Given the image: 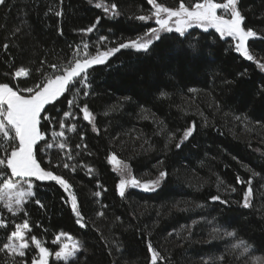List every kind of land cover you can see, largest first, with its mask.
<instances>
[{
	"label": "trees",
	"instance_id": "obj_1",
	"mask_svg": "<svg viewBox=\"0 0 264 264\" xmlns=\"http://www.w3.org/2000/svg\"><path fill=\"white\" fill-rule=\"evenodd\" d=\"M63 1L73 15H82L90 20L99 17L97 27L105 32L112 31L122 40L142 34L149 27V22L133 18L150 7L146 0H115L120 11L116 17L106 15L101 8H97L99 0ZM160 1H171L169 5L178 4V0ZM239 7L246 15V24L264 37V0H240ZM79 28H83V23L71 21L64 35L71 42L79 43L82 40ZM195 37L198 38L197 42L192 41ZM193 44L194 48L191 47ZM250 44L252 49L264 54V38L252 39ZM91 76L90 94L80 104L88 103L96 116L99 133L84 121L83 142L87 144V149L81 147L80 151H76L80 155L70 162L77 165L76 171L70 172L62 167L53 169L73 184L80 211L88 227L81 228L76 223L70 204L65 202L67 194L55 182H36V196L25 206L27 218L32 225L29 235H37L49 249L57 248L51 242L61 231L84 242L85 252L77 261L69 264H149L147 243L150 241L154 247L164 250L160 245L161 236L170 232L175 223L186 220L184 211L173 208L175 200L182 196L178 189L185 191L186 196L208 201L212 196L220 194L217 176L238 190L241 189L236 178L243 173L242 162L264 173L263 142L228 131L222 121L224 111L232 109L238 113L248 112L252 119L264 123V72L255 63L227 50L226 42L215 32L196 29L185 37L174 32L167 33L154 42L147 53L122 50L107 64L95 66ZM192 88L205 92L194 104L183 97ZM68 99L71 96L65 93L54 106H48L51 114L59 118L57 110L60 114L66 111ZM109 102H122L127 109L120 114L105 117ZM219 106L220 112L212 115L213 110ZM145 110L153 119L164 123L166 135H177L179 132L181 135L192 122L196 125L194 134L179 149L175 147L177 139L167 146L166 139L155 127L157 122L151 117H142ZM204 114L211 119L208 128L202 130L204 126L201 117ZM130 124L143 128L154 146L147 159L151 163L163 161V169L167 170L168 176L154 193L131 190L121 198L117 190L119 176L107 158L115 152L116 143L119 142L118 133ZM189 153L194 156V161L184 158ZM49 157L53 163L62 158L53 152L44 157L42 166H45ZM145 161L141 159L138 162L141 164ZM80 165H88L94 171L89 175ZM192 165L200 173V178L190 176ZM133 166L137 170L136 163ZM188 168L190 172L183 173ZM187 178L193 179L190 180L191 186ZM97 191L102 193L101 197L94 195ZM36 198L42 202L43 208L34 203ZM142 201L151 205L148 208L142 207L139 204ZM159 204L163 208H159ZM258 208L252 204L251 208L235 207L231 211L235 212L233 217L241 232L264 253V206ZM101 211L104 212L103 216L98 214ZM22 216L25 218L24 213ZM164 246L167 249L168 243ZM169 247L173 251L169 264H196L186 257L185 248ZM35 255L30 249L26 259L30 260ZM50 264L64 262L51 260Z\"/></svg>",
	"mask_w": 264,
	"mask_h": 264
},
{
	"label": "snow or ice",
	"instance_id": "obj_2",
	"mask_svg": "<svg viewBox=\"0 0 264 264\" xmlns=\"http://www.w3.org/2000/svg\"><path fill=\"white\" fill-rule=\"evenodd\" d=\"M9 2L10 0H0V6L6 8ZM146 2L150 6L149 10L142 11V14L133 18L145 23L153 21L156 27H149L142 34L123 40L113 47H106L105 42H109V38L101 36L97 43L92 45L94 48L92 52L89 51L90 45L87 42L73 47L71 58L66 64L48 63L43 60L37 66L22 64L15 67L12 72L5 74L9 79L0 80V205H2L0 229L8 233L6 241L0 244V251L12 257L11 264H49V258L53 255L41 238L35 234L29 235L32 232V225L27 218L25 205L36 196L35 182H55L59 185L67 194L68 199L65 202L70 204L76 217V223L81 228L88 227L80 211L73 184L53 169L62 167L70 172H75L77 169V165L71 164L70 161L80 153L77 152L76 156H73L66 136V130L73 133L78 131L76 121L80 119L86 121L93 131L99 133L96 127V116L88 103L84 102L82 105L79 103L81 94L84 97L90 94L92 87L90 69L107 64L109 59L122 49H135L147 53L154 42L161 39L162 33L174 32L185 37L186 34L190 35L189 30L199 28L204 32L214 29L221 39L231 38L237 53L249 61H254L261 70H264V62L257 59L249 50L250 39L264 37L246 24V15L239 7L240 0H178L176 7H169L158 0H146ZM96 7L101 8L106 15L110 14L113 17L120 15L115 0H99ZM56 15L60 16L62 12L57 11ZM99 23L100 18L98 17L92 25L81 29V32L92 33ZM20 31L21 29L17 27L13 35ZM60 34H63L62 30ZM102 45L105 47L102 48ZM191 47L194 48L195 44ZM8 48L9 44L4 43L3 49L7 51ZM45 66L50 71H45ZM36 74H40L38 78ZM240 75H245V73H240ZM29 78L34 80L31 86L25 84L21 87L19 82L27 81ZM65 93H69L71 99L67 100L66 111L60 114L57 110V115H59L57 119L56 115L51 114L48 106H54L61 97L65 96ZM162 95L166 94L162 93ZM74 107L79 110L78 113L73 110ZM236 119L239 120L240 117L237 116ZM195 128V122H192L183 131L175 143L177 149L181 148L184 142L193 135ZM79 139L83 142L82 132L79 133ZM175 139V134H172L170 140ZM54 147L63 153L62 158L53 163L52 158L49 157L45 166H42L41 161ZM75 147L76 149L81 147L87 149V144L78 143ZM107 159L113 170L119 174L117 190L121 198L125 197L129 188L155 191L168 176L167 170L161 169L155 179L142 181L132 174L130 165L118 158L115 152L110 153ZM160 163L162 164L163 161ZM80 166L85 168L89 175L94 171L88 165ZM249 171L252 175L247 179L239 175L236 178L237 184L245 185L242 201L237 202L242 203L245 208L252 207L253 178L260 176V173L251 169ZM229 187L232 192L236 191L235 186ZM94 195L100 197L102 193L97 191ZM210 199L225 206L230 203L229 200L222 199L220 195L212 196ZM34 203L41 208L44 207L38 198L34 199ZM4 210L13 217L23 212L25 218L20 223L10 221L3 215ZM98 214L103 216L104 212L101 211ZM10 223L11 230L9 229ZM221 232V228L213 227L210 235L215 238V234ZM222 234L227 237H236L235 231L223 230ZM52 243L59 247V250L54 253L56 259L63 261L64 264H68L71 259L75 258L82 248L78 240L70 233L63 231L54 237ZM147 248L149 264H169V258L155 248L150 241L147 243ZM251 248L252 246L244 240H239L233 245L234 250L242 249L241 257L247 256ZM30 249L36 255L29 260L26 257ZM109 254L111 255V252Z\"/></svg>",
	"mask_w": 264,
	"mask_h": 264
},
{
	"label": "rangeland",
	"instance_id": "obj_3",
	"mask_svg": "<svg viewBox=\"0 0 264 264\" xmlns=\"http://www.w3.org/2000/svg\"><path fill=\"white\" fill-rule=\"evenodd\" d=\"M158 2L162 1L158 0ZM163 3H165L169 7H176L178 5H169L171 1H168V3ZM149 8L145 9L144 12H147ZM57 11H61L62 15L57 16ZM71 21L83 23V28L78 29L79 33L82 34V40L79 43L71 42L64 35L65 28ZM95 21L96 20H90L82 15H73L71 10L66 6L63 0L62 3L61 0H10L6 8L0 6V71L2 72L0 80L9 79V77L5 76V74L12 72L15 67H18L22 64L25 66H37L42 60L47 61L48 63L66 64L71 58L73 47L78 44L87 42L90 45L89 51L92 52L94 51L92 45H95L99 37L101 36H107L109 38V42H105L106 47H113L115 46V44L123 41L122 38L116 37L112 31L107 30L105 32L102 29H99L97 27L98 25L96 26V30L92 33L85 34L81 32V29L89 27ZM17 27H19L21 31L16 35H13V32ZM149 27H156V25L153 21H149ZM196 29L203 31L202 29L194 28L189 30V32H192ZM61 30L63 33L62 35L60 34ZM208 32H215V30L210 29ZM165 34L167 33H162L161 37ZM223 40L226 42L227 50L234 51L237 55L243 57L241 54L235 51L234 42L231 40V38ZM251 40L252 39L249 40L250 52L254 56H256L257 59H261L262 62H264V54H262L258 50L252 49L250 44ZM192 41L197 42L198 38H192ZM4 43L9 44V48L7 51L3 49ZM105 45H102L101 47L103 48L105 47ZM122 50H132L135 53L142 52L137 51L135 49ZM249 62L255 63L254 61ZM45 71H50V69L45 66ZM89 71L90 79H92V69H90ZM261 71L264 72V70ZM39 75L40 74H36L37 78L39 77ZM33 82L34 80L32 78H29L27 81L19 83L21 87H24L25 84L31 86ZM204 93L205 92L203 91L192 88L189 91V94L186 93L183 95V97L188 102L194 104L195 101L203 97ZM83 99H85V97L81 94L79 97V103H81ZM121 103L109 102V104L106 106V112L104 116L110 117L125 111L127 107L126 105H123ZM73 110L77 113L79 112L75 107L73 108ZM219 112L220 106L213 110L212 115H217ZM224 113V120L222 121L224 127L227 128L228 131H235L237 134L244 136L246 139H258V142H263L264 144V123L252 119L248 112L238 113L232 109H228L225 110ZM237 116L240 117L239 120L236 119ZM142 117L146 119H151L153 116L150 115L147 110H145L142 113ZM57 119L59 118L57 117ZM201 119L202 126H204L202 130H205L206 128H208L209 119L211 118L210 116L205 115L202 116ZM153 120L157 122L155 124V127L157 130H159L158 133L166 139V144L167 146H169V144L173 141L170 140L172 134L166 135V128L164 127V123L156 121L157 119ZM83 122L84 121L82 119L76 121L78 129L76 133L68 132L66 130V136L68 137L67 143L72 148L73 156L76 155V151L81 150L76 149L75 145L78 143L84 144V142H81L79 139V133H83L85 130ZM103 122L104 119L102 120V123ZM56 130H59L58 127L56 128ZM182 133L183 132H181V135ZM179 135L180 132L175 135V137H179ZM178 137L176 138L177 140L180 138ZM117 139L119 142L116 143L115 153L117 154L118 158L130 165L132 174L142 181L155 179L158 175L159 170L163 169V165L160 163L161 160L156 162L154 161L151 163L150 159H147L148 155L151 153V151H153L154 146L145 131L143 130V128L136 124H130L122 132L118 133ZM176 139L174 141H176ZM187 141H185L184 143H187ZM53 152L63 156V153H61L55 147L49 150L47 156H50ZM193 157L194 156L192 155V153L186 154L184 156L185 159H191L192 161H194ZM205 157H207V154H205ZM141 159H146V161L139 164L138 161ZM75 160L76 158L72 161ZM134 163H136L137 170H135V166H133ZM197 163H200V161H198ZM190 167L191 172L188 168V170H185L186 172L183 173L188 174L190 172V176L192 175L194 179L198 177L200 178L201 175L197 171V169L193 165ZM249 169L260 173V176L253 178L254 198L252 200V204L256 205V208L259 209L258 207H260V205L264 206V173L260 172L259 170H256L251 164L242 162L243 173L238 175L241 178L247 179L249 176L252 175ZM190 180L193 179L187 178L189 186H191ZM163 182L155 191H157L162 186ZM229 186L233 185H230L221 176H217V187L220 193L219 195L222 199H227L230 201L228 206H225L218 201L213 202L211 199L208 201L197 200L196 198L186 196L185 191L178 189V191L182 192V196L178 197L175 200L173 208L179 209L180 212L184 211L187 215L186 220L175 223L172 226L170 232H167L166 235L161 236L160 245L162 244L161 246L164 247V250H161L160 247H155L160 250L163 255L169 258V262L172 258L171 254L173 252L169 247L171 246L177 247L178 249L185 248L184 251L186 257L191 260H194L196 264H205V262H207V264H264V253H261L257 246L252 241L248 240V238H246V236L241 232V230L238 228V223H236L233 217V214L235 212L231 211L232 208L235 209V207H242V203L237 202L242 201L245 185H241V189L239 190L235 187V192H232ZM131 190L140 191L142 193L148 194L155 192L144 191L140 188L128 189V191ZM239 192L241 193L240 197ZM152 203L154 204V202ZM139 204H141L142 207L145 206V208H148L151 205H148V202L143 201ZM158 207L163 208L161 204H159ZM0 209H2V205H0ZM4 212L5 213L3 215L7 217L10 221L14 220L16 223H20L24 219L22 216L23 212L15 217L7 213L6 210H4ZM10 227H12L11 223L9 224V228ZM213 227L221 228L222 232L223 230L235 231L236 237H227L224 236L221 232L219 234H215V238H212V235H210V233H212ZM72 236L80 242L82 248L81 251L77 254V256L71 259L68 264L77 261L78 258L85 252L84 242L80 238L74 235ZM6 237L7 235L5 230L0 229V244L6 241ZM239 240L247 241L248 244L252 246L250 252L245 257L240 256V251H242V249H233V245L238 243ZM165 243H168L167 249L164 246ZM58 250V246L54 250L50 249L53 255L49 258V264L51 263V260L56 262L61 261L57 260L54 255V253ZM11 260L12 257L10 255H7L4 252L0 251V264H11Z\"/></svg>",
	"mask_w": 264,
	"mask_h": 264
}]
</instances>
